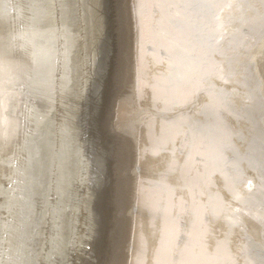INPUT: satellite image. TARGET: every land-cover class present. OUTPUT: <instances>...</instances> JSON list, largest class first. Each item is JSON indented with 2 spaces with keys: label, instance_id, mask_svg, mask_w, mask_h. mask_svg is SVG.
I'll use <instances>...</instances> for the list:
<instances>
[{
  "label": "bare ground",
  "instance_id": "6f19581e",
  "mask_svg": "<svg viewBox=\"0 0 264 264\" xmlns=\"http://www.w3.org/2000/svg\"><path fill=\"white\" fill-rule=\"evenodd\" d=\"M111 3L0 0V264H264V0Z\"/></svg>",
  "mask_w": 264,
  "mask_h": 264
},
{
  "label": "water",
  "instance_id": "95a60500",
  "mask_svg": "<svg viewBox=\"0 0 264 264\" xmlns=\"http://www.w3.org/2000/svg\"><path fill=\"white\" fill-rule=\"evenodd\" d=\"M104 3H105V7H106V10H107V12H109L110 11V8H109V6H110V4H112L111 3V0H104ZM112 6V5H111ZM110 23V21H109V17H108V24ZM93 118H95V117H93ZM93 124H94V127H95V119H93Z\"/></svg>",
  "mask_w": 264,
  "mask_h": 264
}]
</instances>
